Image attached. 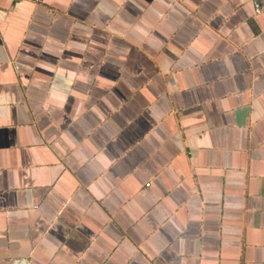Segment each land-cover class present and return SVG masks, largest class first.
I'll return each mask as SVG.
<instances>
[{"label": "crops", "instance_id": "0c3cea01", "mask_svg": "<svg viewBox=\"0 0 264 264\" xmlns=\"http://www.w3.org/2000/svg\"><path fill=\"white\" fill-rule=\"evenodd\" d=\"M259 0H0V264H264Z\"/></svg>", "mask_w": 264, "mask_h": 264}, {"label": "built area", "instance_id": "2783aa9c", "mask_svg": "<svg viewBox=\"0 0 264 264\" xmlns=\"http://www.w3.org/2000/svg\"><path fill=\"white\" fill-rule=\"evenodd\" d=\"M255 11L257 14H264V0H259L255 3Z\"/></svg>", "mask_w": 264, "mask_h": 264}]
</instances>
